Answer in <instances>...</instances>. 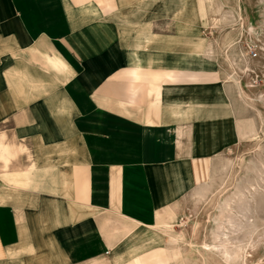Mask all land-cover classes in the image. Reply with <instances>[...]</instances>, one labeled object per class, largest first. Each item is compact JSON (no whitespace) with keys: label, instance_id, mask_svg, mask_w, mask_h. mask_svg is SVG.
<instances>
[{"label":"crops","instance_id":"1","mask_svg":"<svg viewBox=\"0 0 264 264\" xmlns=\"http://www.w3.org/2000/svg\"><path fill=\"white\" fill-rule=\"evenodd\" d=\"M204 7L0 0V264H217L164 229L242 141Z\"/></svg>","mask_w":264,"mask_h":264},{"label":"rangeland","instance_id":"2","mask_svg":"<svg viewBox=\"0 0 264 264\" xmlns=\"http://www.w3.org/2000/svg\"><path fill=\"white\" fill-rule=\"evenodd\" d=\"M222 1L227 3L222 5ZM207 6L210 17L204 35L210 38L211 53H215L210 59L219 57L228 74L239 78L249 96L242 94L239 98L232 87L236 115L242 123V141L215 158L210 183L199 186L188 198L175 225L187 235L189 245L196 246V262L208 258L223 264L217 257L203 258L201 247L213 244L214 219L221 216L225 200L240 192L247 200L241 198L243 208L234 201V213L240 210L244 214L246 203L249 210L247 218L241 214L237 217L244 229L234 238L254 243V250L248 249V264H264V0H214ZM219 6L222 12L215 13ZM240 10L244 22L239 18ZM251 50L258 54L254 59ZM228 82L232 85V81ZM208 187L207 192L203 191Z\"/></svg>","mask_w":264,"mask_h":264},{"label":"bare ground","instance_id":"3","mask_svg":"<svg viewBox=\"0 0 264 264\" xmlns=\"http://www.w3.org/2000/svg\"><path fill=\"white\" fill-rule=\"evenodd\" d=\"M198 1L201 6V12L203 16V8H204L205 3L207 6V3L213 0H198ZM239 18L242 20V22H244V18H243L241 10L239 11ZM203 19H205L204 16H203ZM249 31H251V28H249ZM240 91H241V95L244 94L245 96H249L243 88H241ZM209 189H210L209 187L203 188V191L207 192ZM233 195L236 198L231 196L230 198L226 199L225 202L223 203V206H222L223 210L221 209L222 214H220L221 220H219L220 217H216L214 219L216 224H215V229L212 231L213 244L212 245H208V244L202 245L201 256L203 258L205 256L206 257L207 256L217 257L220 259V261L223 264H248L247 262H248V259L250 258L248 249L254 250V245H253L254 243H252V241L251 243L250 242L244 243L243 241H240L239 239H236L234 237L238 233H241V231L244 229L243 228L244 225L242 226V223L238 222L237 217L239 218V215L241 214L243 217L247 218L248 216L247 211L249 210V207H248V204L246 203L245 204L246 206L244 207L245 208L244 214H243V211H240V210L237 213H234V207H233L234 201H237L238 203H240L239 208H243L242 206L244 202L242 203L241 198L243 197L245 200H247V197L240 192L238 194L236 193ZM248 220L250 221V219ZM176 223L177 222L173 221L168 226H166V228H164L169 234L168 236H170V239L174 244H178V242H180V240L184 237L182 232L176 231L175 229ZM178 235L180 237H178Z\"/></svg>","mask_w":264,"mask_h":264},{"label":"built area","instance_id":"4","mask_svg":"<svg viewBox=\"0 0 264 264\" xmlns=\"http://www.w3.org/2000/svg\"><path fill=\"white\" fill-rule=\"evenodd\" d=\"M250 56L252 59H254L258 56V54L254 53L253 50H251Z\"/></svg>","mask_w":264,"mask_h":264}]
</instances>
